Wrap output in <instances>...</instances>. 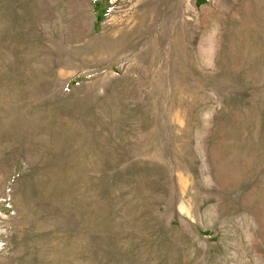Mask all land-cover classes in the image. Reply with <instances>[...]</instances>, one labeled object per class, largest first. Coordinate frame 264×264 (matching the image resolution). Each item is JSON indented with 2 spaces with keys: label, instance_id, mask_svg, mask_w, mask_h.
I'll return each instance as SVG.
<instances>
[{
  "label": "rangeland",
  "instance_id": "obj_1",
  "mask_svg": "<svg viewBox=\"0 0 264 264\" xmlns=\"http://www.w3.org/2000/svg\"><path fill=\"white\" fill-rule=\"evenodd\" d=\"M0 264H264V0H0Z\"/></svg>",
  "mask_w": 264,
  "mask_h": 264
}]
</instances>
